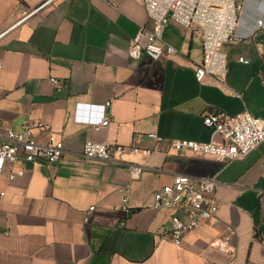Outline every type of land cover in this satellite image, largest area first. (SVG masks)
<instances>
[{"label": "crops", "instance_id": "1", "mask_svg": "<svg viewBox=\"0 0 264 264\" xmlns=\"http://www.w3.org/2000/svg\"><path fill=\"white\" fill-rule=\"evenodd\" d=\"M238 1L245 2L240 30L248 33L264 20V0ZM143 25L151 26L144 0H0V130L42 121L65 146L58 162L29 163L16 179L0 170V264H264V142L222 165L213 155L148 136L220 141L204 124L212 110L226 116L248 110L264 120V26L226 45L222 82L196 78L198 29L170 22L163 38L178 51L154 60L145 37L132 46ZM108 100L109 125L97 130L74 120L78 102L97 107ZM87 140L154 152L86 159ZM132 162L143 167L135 179ZM176 174L217 175L220 182L215 217L181 245L168 234L172 210L152 207L154 191ZM124 194L128 211L116 208ZM226 225L236 230L232 252L212 246Z\"/></svg>", "mask_w": 264, "mask_h": 264}, {"label": "built area", "instance_id": "2", "mask_svg": "<svg viewBox=\"0 0 264 264\" xmlns=\"http://www.w3.org/2000/svg\"><path fill=\"white\" fill-rule=\"evenodd\" d=\"M144 3L151 26L140 27L132 41V46L145 37V53L154 60H160L178 51L163 38V32L170 22L198 29L202 39V60L195 69L198 81H202L206 76H212L224 82L229 65L226 45L243 41L264 26V20L258 18L255 28L243 33L240 28L245 2L238 0H144ZM238 60L245 64L250 63L245 57H239ZM1 67L2 61H0ZM50 80L54 84L60 83L56 77H51ZM110 105V100L97 107L91 103L78 102L73 118L98 130L111 123L112 119L106 114ZM204 124L212 128L214 133L220 134L221 140H166L156 133H148V136L158 142L166 141L168 148L213 155L222 165L245 157L264 142V120L248 110L233 116L212 110L204 117ZM42 133H46L45 141L38 139V135ZM127 149L145 156L154 152L150 147L87 140L83 145L82 154L86 159L107 161L113 159L116 152ZM64 152V138L42 121L26 120L19 128H10L5 132L0 130V170L7 171L9 180L23 176L29 163L39 160L49 164L58 162ZM20 160L23 161V166L17 165ZM142 170L141 164L129 163V171L133 179L138 178ZM219 183L217 175L194 177L176 174L169 183L154 191L152 207L158 210H172L168 234L174 245H181L187 233L215 217L217 202L213 194ZM4 195L5 192L0 191V201ZM94 208L95 206H91L89 210ZM116 208L129 210L128 195L124 194L121 197V202ZM84 220L88 222L89 217L86 216ZM235 235L236 230L226 225L224 231L215 238L212 246L218 251L232 252ZM232 263L230 260L226 264Z\"/></svg>", "mask_w": 264, "mask_h": 264}]
</instances>
